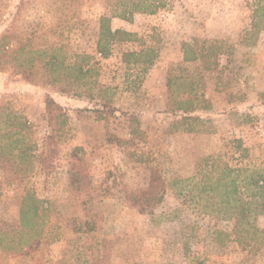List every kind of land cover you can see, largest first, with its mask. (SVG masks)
<instances>
[{"label": "rangeland", "instance_id": "rangeland-1", "mask_svg": "<svg viewBox=\"0 0 264 264\" xmlns=\"http://www.w3.org/2000/svg\"><path fill=\"white\" fill-rule=\"evenodd\" d=\"M137 1L0 0V220L5 243L16 240L0 245V264H264V245L243 248L232 234L217 240L216 229L233 230L230 211L187 197L206 160L264 170V0H162L156 13L112 17V28L136 38L100 56L101 17ZM195 38L223 41L216 69L184 60L183 44ZM145 48L158 54L147 70L123 61V52ZM53 54L64 62L56 71L47 65ZM87 62L90 73L78 75ZM168 82L180 97L193 87L208 101L196 112L206 122L194 125L204 131L171 128L180 117L167 109ZM48 94L66 112L63 125L48 119ZM8 111L26 123L18 141L6 134L19 129L8 126ZM134 129L136 141L124 143ZM150 168L167 190L145 214L121 192L146 188ZM81 183L93 189L88 209ZM26 190L51 210L33 244L18 246ZM255 223L264 229V214Z\"/></svg>", "mask_w": 264, "mask_h": 264}, {"label": "trees", "instance_id": "trees-1", "mask_svg": "<svg viewBox=\"0 0 264 264\" xmlns=\"http://www.w3.org/2000/svg\"><path fill=\"white\" fill-rule=\"evenodd\" d=\"M162 0H138L130 10L113 13L111 16H102L100 19V37L97 42V52L102 57H108L110 46L115 43L131 42L136 38V34L121 28H112L110 25L112 17H119L124 20H129L136 13H156L163 7ZM260 10L255 11V16L262 15ZM254 32L258 31V21L252 24ZM223 41L221 40H200L195 38L192 43H184V60L186 62H200L201 68L207 71L216 69L219 65L218 58L222 53H226L223 49ZM145 56L141 61L140 57ZM157 51L153 48H145L141 51L127 50L123 52V61L126 64L144 65V70H147L157 58ZM87 59L90 57L85 56ZM47 65L56 71L57 66H63L64 62L59 60L55 54L50 55ZM89 63L82 66H77L78 75L86 76L90 73L91 68ZM170 94L167 101V109L180 117V120L174 121L171 128L179 130L183 125H186L187 132H202L204 129L195 128L196 124H204L206 120L197 114V110L208 109L210 105L202 96L194 93L193 87L184 96H178L171 92L170 83L168 82ZM264 101V93L261 94ZM204 97V96H203ZM203 103V106H202ZM45 110L48 114V119L54 121L56 125H63L66 122L67 115L63 106L57 102L51 95L45 97ZM8 126H19L18 130H8L7 135L14 136L18 141L22 129L26 127V123L19 121L20 116L15 112L8 111L5 113ZM15 124V125H14ZM139 133L136 129L133 130V137L123 141L124 143H132L136 141ZM140 136V135H139ZM53 139V135L48 137ZM237 147H241L240 140L235 142ZM75 148L72 152V158H78ZM53 151H51L52 153ZM50 153L48 154V156ZM47 154L45 152L41 156V161L46 163ZM45 157V158H44ZM48 164H45L47 166ZM200 177L194 182L192 188L187 190V197L192 199L197 197V205H203L205 208H210L212 211L218 210L225 212L230 211V218L234 221V227L231 233L225 230L216 229L215 234L217 240L222 243L224 238L230 237L234 239L243 248L261 249L264 245V229L260 228L256 223L258 214H264V170H246L242 168L231 167L224 164L220 159L206 160L205 169L201 168ZM77 191L85 193L87 198L84 200V205L87 207L93 199L92 187L86 183H81L76 188ZM167 190V183L161 176L157 168H150V181L146 188L131 189L126 188L121 192V197L132 207L137 208L140 213L152 214L157 206L163 201ZM181 191V190H180ZM184 190L181 191L183 193ZM1 196V192H0ZM88 209V207H87ZM51 208L45 206V202L41 200L32 190H26L22 197L20 206V224L21 228L17 245L31 246L35 238L42 234L46 225L45 219L50 213ZM6 222L0 220V245L6 249L12 248L15 239L8 240V231L4 227ZM32 239V240H31ZM11 243V244H10ZM23 247V246H22ZM20 249L21 246H20ZM199 264H204L200 262Z\"/></svg>", "mask_w": 264, "mask_h": 264}, {"label": "crops", "instance_id": "crops-1", "mask_svg": "<svg viewBox=\"0 0 264 264\" xmlns=\"http://www.w3.org/2000/svg\"><path fill=\"white\" fill-rule=\"evenodd\" d=\"M122 43H123L124 46H125L126 43L129 44V42H126V43L122 42ZM117 45H118V43L115 44V46H117Z\"/></svg>", "mask_w": 264, "mask_h": 264}, {"label": "built area", "instance_id": "built-area-1", "mask_svg": "<svg viewBox=\"0 0 264 264\" xmlns=\"http://www.w3.org/2000/svg\"><path fill=\"white\" fill-rule=\"evenodd\" d=\"M100 55V54H99Z\"/></svg>", "mask_w": 264, "mask_h": 264}]
</instances>
